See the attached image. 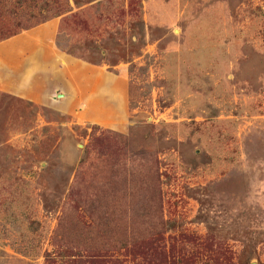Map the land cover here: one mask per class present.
<instances>
[{
	"label": "rangeland",
	"instance_id": "1",
	"mask_svg": "<svg viewBox=\"0 0 264 264\" xmlns=\"http://www.w3.org/2000/svg\"><path fill=\"white\" fill-rule=\"evenodd\" d=\"M0 19L19 24L0 40V264H71L62 206L88 151L144 146L172 235L218 231L236 257L254 239L264 264V0H0Z\"/></svg>",
	"mask_w": 264,
	"mask_h": 264
},
{
	"label": "trees",
	"instance_id": "2",
	"mask_svg": "<svg viewBox=\"0 0 264 264\" xmlns=\"http://www.w3.org/2000/svg\"><path fill=\"white\" fill-rule=\"evenodd\" d=\"M8 17L15 21L14 10ZM18 27L0 28V40L17 34ZM115 29L108 33L116 41L122 29ZM88 42L92 51L97 49L95 39ZM91 155L88 151L84 163L93 173L84 176V169L78 173L62 206L64 242L59 241V245L71 264H78L76 259L84 252L93 263V255L123 250L134 264H252V258L257 257L259 242L254 239L245 242L236 257L218 231L210 230L203 240L186 233L171 234L179 225L165 216L160 160L153 149L144 146L125 153L109 150L102 163L94 166L89 163ZM101 168L105 170L99 175L95 169ZM81 213L89 223L82 220ZM75 245L78 248L73 249Z\"/></svg>",
	"mask_w": 264,
	"mask_h": 264
}]
</instances>
